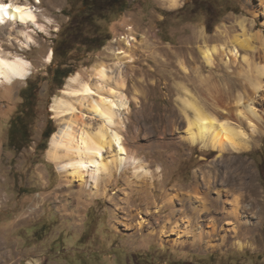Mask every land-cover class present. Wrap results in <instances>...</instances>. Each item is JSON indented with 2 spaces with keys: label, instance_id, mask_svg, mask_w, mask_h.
<instances>
[{
  "label": "rangeland",
  "instance_id": "1",
  "mask_svg": "<svg viewBox=\"0 0 264 264\" xmlns=\"http://www.w3.org/2000/svg\"><path fill=\"white\" fill-rule=\"evenodd\" d=\"M15 1L36 7L38 22L45 28L17 24L0 28V49L30 62L25 79L0 85V264H264V131L247 150L219 157L215 150L182 138L180 100L181 85L186 84L203 105V84L194 77L188 81L181 65L209 73L199 50L204 41L230 42L240 34V19L252 33L264 37V0H180L174 8L162 0H127L123 12L104 11L95 22H83L81 34L71 20L83 9L81 0ZM19 29L33 36L23 47ZM96 34L108 36L100 47L91 38ZM132 35L137 42L131 60L125 58L122 64L128 97L124 137L127 150L154 172L147 181L148 196L139 190L141 178L133 176L132 166L101 182L106 193L95 194L89 176L80 182L47 158L51 135L45 139L42 132L47 126V131L55 132L61 124L50 105L55 96L65 95L68 77L79 72L81 79L93 82V66L98 63L117 74L116 57L122 55L117 51L126 49ZM66 46L72 71L58 85L51 78L57 64L54 52L61 55ZM245 48L239 47L241 55L263 60L260 39L252 38ZM262 79L264 84V75ZM213 81H228L234 90L247 87L223 71ZM27 85L30 89L23 92ZM227 162H234L231 169L225 167ZM209 165L218 179L227 173L223 186L235 191L225 198L238 197L249 207L238 219L224 215L221 221L243 222L236 237L226 231L230 224L213 234L207 227L210 235L201 239L180 236L172 229L176 221L196 216L195 210L186 208L189 199L197 208L203 206V169ZM195 191L199 197L193 196ZM215 194L210 191L208 198ZM179 197L185 202L181 204ZM157 205L164 206L159 213L148 214ZM224 205L230 210V204ZM178 207H185L186 213L176 215ZM221 211L208 215L220 216ZM142 218L147 223L138 228ZM165 223L168 230L160 232ZM206 224L211 223L202 220V227Z\"/></svg>",
  "mask_w": 264,
  "mask_h": 264
},
{
  "label": "bare ground",
  "instance_id": "2",
  "mask_svg": "<svg viewBox=\"0 0 264 264\" xmlns=\"http://www.w3.org/2000/svg\"><path fill=\"white\" fill-rule=\"evenodd\" d=\"M162 2L173 8L180 4V0H162ZM37 12V8L29 5L28 2L0 0V28L17 24L23 28L33 25L44 30V24L38 22ZM46 19L49 18L46 17ZM245 22V19L237 21L240 34H236L230 42L226 41L227 39L210 44L204 41V44L199 46L209 73L206 74L204 71L202 73L197 66L191 69L185 64L181 65L187 80H190L189 77H194L203 84L204 90L203 105H199L190 88L186 84L181 85L183 92L180 96L181 112L185 123L182 138L190 144L215 150L219 157L247 150L251 141H255L256 135L264 131V90H262L264 88L262 84L264 58L258 61L255 55L239 53V47L248 48L250 40L255 37L260 39L264 46V37L252 33ZM18 33L22 36L21 47L33 40L31 31L27 29H19ZM204 36L201 30L200 37ZM136 40L135 36H129L126 49L117 51V54H122L116 57L119 68L117 74H112L110 67L108 68L104 63L93 66L91 75L93 82L81 79L79 72L73 73L68 77L70 81L68 89L62 91L68 97L55 96L50 105V110L55 117L61 118V124L50 136L47 158L56 164L58 170L67 172L80 182H83L85 175L89 176L95 194L106 193V187L104 185L101 187V182L109 181L116 172L126 171L129 166H132L133 176L141 178L142 185H139V190L144 191L148 196L147 181L152 179L154 171L147 167V162L143 158L127 150L124 137V114L128 108V97L124 92L122 64L126 61L125 58L129 57L131 60L132 46L135 45ZM29 65L30 62L23 56L0 49V85L25 79L30 72ZM221 71L229 78L234 75L247 84V87L234 90L228 81L225 83L213 81L219 77ZM95 120L94 126L92 121ZM225 164L226 168L231 169L234 162ZM210 167L212 166L209 165L203 169V197H201L203 206L197 208L188 198L190 201H187L186 208L195 210L196 216L187 219L181 217V221L178 220L172 225V229H175L180 236L192 234L194 239H201L205 234H209L207 227L211 228L210 233L213 234L221 230L224 224L232 226L226 229L229 234L233 232L232 237L238 236L239 228L243 223L241 220L237 223L226 220L224 224L221 221L226 218L224 215L238 219L240 213L248 211L249 207L246 204L244 206L241 203L242 199L238 197L230 200L225 198L231 192L234 193V188L223 186L227 173L222 174L221 178L219 177L221 181L217 182L219 180L217 174L214 175ZM159 170L160 168H156L155 171ZM248 179H245L243 184H249ZM214 190L216 191L214 198H208L209 192L214 193ZM198 195L197 191L193 194L194 197H199ZM173 199H175L174 196L169 197L171 202H174ZM182 200L185 202L184 198L179 197L181 204ZM224 202L230 204V210L225 207ZM162 206L164 205L155 206L154 211L148 214L159 213ZM219 209L222 210L220 216L208 215L218 212ZM175 211L176 215L186 213L185 207H178ZM197 211L200 213L197 214ZM201 212L203 216L200 215ZM202 220L211 223L203 226L206 230L202 227ZM146 223L147 220L142 218L137 222V226L143 228ZM244 223L250 224V221L244 220ZM161 227L160 232L165 233L169 223ZM191 227L192 230L189 231ZM237 245L241 246L240 240H237Z\"/></svg>",
  "mask_w": 264,
  "mask_h": 264
},
{
  "label": "trees",
  "instance_id": "3",
  "mask_svg": "<svg viewBox=\"0 0 264 264\" xmlns=\"http://www.w3.org/2000/svg\"><path fill=\"white\" fill-rule=\"evenodd\" d=\"M81 6L83 7V9L77 11L71 17L72 23H74L73 28L76 29L79 34H81L80 28L83 22H95V17L102 15L104 11L123 12L128 5L127 0H81ZM91 38H94V40L97 41L99 47L108 40V36L105 37V34H96ZM81 42L82 41H77V44H81ZM61 48L63 47H59L58 49ZM69 48V46H66V48L63 49L64 52L61 53V55H58L57 49L54 52V59L56 58L57 64L52 69L51 78L58 85H62L64 79L72 71L71 67L67 63V51L69 50ZM59 56L61 57L59 58ZM29 89L30 85H27L23 92L28 91ZM25 97L27 98V96ZM25 102L26 100L24 101V103ZM47 128L48 126L45 127L42 132V137L45 139H47L54 132V130L47 131Z\"/></svg>",
  "mask_w": 264,
  "mask_h": 264
},
{
  "label": "flooded vegetation",
  "instance_id": "4",
  "mask_svg": "<svg viewBox=\"0 0 264 264\" xmlns=\"http://www.w3.org/2000/svg\"><path fill=\"white\" fill-rule=\"evenodd\" d=\"M10 132V131H9ZM10 134V133H9ZM9 136V135H8Z\"/></svg>",
  "mask_w": 264,
  "mask_h": 264
}]
</instances>
